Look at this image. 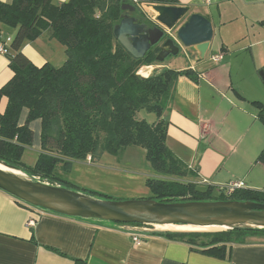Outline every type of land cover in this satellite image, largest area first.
<instances>
[{
  "label": "crops",
  "instance_id": "crops-1",
  "mask_svg": "<svg viewBox=\"0 0 264 264\" xmlns=\"http://www.w3.org/2000/svg\"><path fill=\"white\" fill-rule=\"evenodd\" d=\"M12 1L0 0L5 4ZM52 1L61 4L68 0ZM176 1L177 6L188 8V15L206 17L212 24L213 37L204 60L190 49L138 70L143 78L163 68L189 70L195 77L180 76L174 84L172 100L162 116L167 123L166 146L195 174L191 179L202 189L209 186L216 191L241 181L245 189L262 190L264 166L256 158L264 148V125L251 102L264 106V0ZM143 5L139 7L151 21L155 14L145 11ZM14 34L5 31L12 38ZM22 53L35 66L49 63L60 67L66 61L65 48L44 35L26 42ZM215 55L221 60L212 62L210 57ZM11 77L8 59L0 56V88ZM6 103L5 98L0 100V113ZM27 114L22 109L18 126L24 124ZM137 117L149 124L158 121L153 112L140 111ZM29 128L33 138L22 153L23 164L26 149L34 151L36 160L42 152L40 120L31 121ZM144 160V149L127 147L120 155L103 153L96 160L87 157L84 162H72L69 169L84 166L101 174L125 175L142 164L152 175ZM74 183L78 184L75 177ZM87 184L104 195L112 191L107 178ZM129 229L128 225L56 215L0 191V264H264V236L229 246L228 255L220 259L200 253L185 242L168 240L155 229L134 245L135 233Z\"/></svg>",
  "mask_w": 264,
  "mask_h": 264
},
{
  "label": "trees",
  "instance_id": "trees-1",
  "mask_svg": "<svg viewBox=\"0 0 264 264\" xmlns=\"http://www.w3.org/2000/svg\"><path fill=\"white\" fill-rule=\"evenodd\" d=\"M143 3L178 4L176 0L0 2V38L5 31H15L5 56L12 77L0 88V100L7 101L0 113V161L41 182L62 186L68 184L64 177L72 162H84L87 157L90 161L96 160L103 153L120 155L127 147H140L145 151L150 169L159 176L145 180L152 194L149 199L165 203L250 201L264 204V189H240L225 195L221 188L216 191L209 186L200 188L191 179L195 174L167 148V123L162 116L172 100L174 84L180 76L191 80L195 77L189 70L165 68L154 70L146 78L138 75L142 66L159 65L155 60L158 49L152 47L143 58L134 59L114 39L113 29L124 15L153 26L139 7ZM43 35L65 48L66 61L62 66L49 63L35 66L22 53L26 42ZM251 104L264 125V106L256 101ZM22 109L28 114L24 124L18 126ZM140 111L155 113L158 121L149 124L138 119ZM33 120L41 123L42 152L34 166L27 167L21 158L24 149L32 144L29 123ZM256 162L264 166V148ZM77 191L111 199L100 193ZM158 234L222 259L228 255L229 246L245 244L250 237L264 236V229ZM77 264L84 263L77 261Z\"/></svg>",
  "mask_w": 264,
  "mask_h": 264
},
{
  "label": "water",
  "instance_id": "water-1",
  "mask_svg": "<svg viewBox=\"0 0 264 264\" xmlns=\"http://www.w3.org/2000/svg\"><path fill=\"white\" fill-rule=\"evenodd\" d=\"M154 12L152 25L122 16L113 29L114 39L134 59H141L157 44L156 62L194 49L204 60L213 37L211 22L188 8L144 4ZM181 23V24H180ZM0 191L16 200L56 215L72 219L149 227H185L193 232L217 228L264 229V204L250 201H189L165 203L152 199L114 201L41 182L0 161ZM200 232V231H198Z\"/></svg>",
  "mask_w": 264,
  "mask_h": 264
},
{
  "label": "rangeland",
  "instance_id": "rangeland-1",
  "mask_svg": "<svg viewBox=\"0 0 264 264\" xmlns=\"http://www.w3.org/2000/svg\"><path fill=\"white\" fill-rule=\"evenodd\" d=\"M145 11L154 14V12L151 10L145 9ZM52 153H54V151ZM36 157L37 156L33 150L26 149L23 154V161L25 163L24 165L27 167H33L36 162ZM143 163H147V162L144 160ZM135 168L136 169H134L135 170L134 173L125 174V175H117V174H109V173L101 174L93 170H90L84 166H74L72 169H69L68 174L64 177V180L67 181L68 184H64L62 186L64 187L67 186L65 188L72 190V191H77L78 189H81V190H85L89 192L98 193L97 191H93V189L91 190L87 183L90 180L102 181L105 178H107L111 182V184L108 186V189L112 191H109V193H107L106 195L111 198L110 200L130 201V200L149 199L152 194L145 185V179L146 178H152V179L157 178L153 175L158 176V174L153 173V171L149 168L150 172L152 171L153 173L151 175L149 171H146L144 169L142 164H137ZM74 177L77 180L78 184L74 183ZM150 228L158 230V231L177 232L175 230L168 229L170 227H165V228L164 227H158V228L150 227ZM203 231H208V230H201L200 232H203Z\"/></svg>",
  "mask_w": 264,
  "mask_h": 264
},
{
  "label": "built area",
  "instance_id": "built-area-1",
  "mask_svg": "<svg viewBox=\"0 0 264 264\" xmlns=\"http://www.w3.org/2000/svg\"><path fill=\"white\" fill-rule=\"evenodd\" d=\"M209 2H210L209 0H206V3H209ZM11 42H12L11 36L3 35L0 38V56L5 57L9 53V45ZM210 60L212 62H218L221 60V56L220 55L211 56ZM240 189H245V185L241 181L231 182L221 188V190L223 191L225 195H229L233 193L234 191H237ZM128 226H130L129 230L135 233L132 236V242L134 245H139L140 243H142L143 235L146 233H149L152 229L149 226H132V225H128Z\"/></svg>",
  "mask_w": 264,
  "mask_h": 264
},
{
  "label": "bare ground",
  "instance_id": "bare-ground-1",
  "mask_svg": "<svg viewBox=\"0 0 264 264\" xmlns=\"http://www.w3.org/2000/svg\"><path fill=\"white\" fill-rule=\"evenodd\" d=\"M158 228V227H157ZM165 228V227H164ZM173 228H182V229H188V228H185V227H170L168 229H173ZM190 229L188 230H185V231H189ZM203 230H208V231H217L218 229L217 228H209V229H203ZM197 231H201V230H197ZM180 232H183V231H180Z\"/></svg>",
  "mask_w": 264,
  "mask_h": 264
},
{
  "label": "flooded vegetation",
  "instance_id": "flooded-vegetation-1",
  "mask_svg": "<svg viewBox=\"0 0 264 264\" xmlns=\"http://www.w3.org/2000/svg\"><path fill=\"white\" fill-rule=\"evenodd\" d=\"M159 45H160V44H157L156 46H154V47H156V48L158 49V53L160 52V47H159Z\"/></svg>",
  "mask_w": 264,
  "mask_h": 264
}]
</instances>
